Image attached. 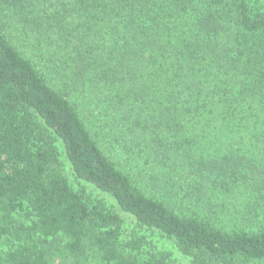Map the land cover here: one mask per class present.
Here are the masks:
<instances>
[{
    "label": "trees",
    "instance_id": "trees-1",
    "mask_svg": "<svg viewBox=\"0 0 264 264\" xmlns=\"http://www.w3.org/2000/svg\"><path fill=\"white\" fill-rule=\"evenodd\" d=\"M154 235L264 264V0H0V264H180Z\"/></svg>",
    "mask_w": 264,
    "mask_h": 264
},
{
    "label": "rangeland",
    "instance_id": "rangeland-1",
    "mask_svg": "<svg viewBox=\"0 0 264 264\" xmlns=\"http://www.w3.org/2000/svg\"><path fill=\"white\" fill-rule=\"evenodd\" d=\"M101 146L103 144V142H101ZM59 145H60V149H61V156H62V162H63V171L64 173L66 174V176L68 177L70 183L72 184V186L78 188L80 186H84L87 188L88 192L93 196V197H98L100 199H103L104 201H106L108 204L110 205H115V201L113 200L112 197H110L109 195L105 194V193H102L101 191L95 189L90 183L84 181V180H79L76 178L75 176V173H74V170L72 169V166L71 164L69 163V161L67 160L66 156H65V153H64V150H63V146L61 144V142H59ZM105 147V146H104ZM106 149V148H105ZM126 215L125 217H127L128 219V222L129 223H132V218L129 217V215L127 214H124ZM17 218L19 220H22V221H25V222H28L29 220L24 216V214L22 213H18L17 214ZM128 226H130L128 224ZM131 228V226H130ZM154 238L155 240L158 242V244L170 251H172L174 254V258L176 259V261L180 264H191L190 263V260L183 256L178 250L177 248L175 247L174 243L170 240H167L163 237H159L158 235H154ZM0 247H2V245L0 244ZM53 264H67V262H64L63 260L61 259H57ZM91 264H97L95 262H92Z\"/></svg>",
    "mask_w": 264,
    "mask_h": 264
}]
</instances>
